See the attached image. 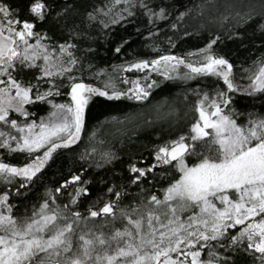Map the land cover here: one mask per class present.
<instances>
[{
    "label": "snow or ice",
    "instance_id": "obj_1",
    "mask_svg": "<svg viewBox=\"0 0 264 264\" xmlns=\"http://www.w3.org/2000/svg\"><path fill=\"white\" fill-rule=\"evenodd\" d=\"M25 3L35 19H21ZM120 3L113 0L98 10L109 16L107 22L97 11H86L89 23L100 19L107 29L118 20L126 22L136 7L153 25L172 14L163 2L150 7L149 0H123L126 7L112 18ZM208 6L205 0L195 7L202 12ZM223 8L214 19L235 22L228 25L229 40L244 47L248 27L254 25L253 32L261 34L264 47V0H225ZM191 11V7L178 10L171 29H178ZM78 15L75 0L59 5L55 0H19L15 8L0 0V147L28 154L21 164L5 162L0 156V180L9 188L14 180L20 187L29 184L50 162L55 163L57 149L81 139L94 96L145 101L160 83L151 78V72H160L165 79L185 80L212 75L222 79L224 88L201 95L197 101L199 118L190 131L154 146L151 163L140 166L132 158L127 165L131 174L127 184L135 192L129 193L120 183L106 184L104 177H99L106 198L98 196L81 209L82 197L92 191V181L84 179V164L92 161L95 167L103 168L117 159L113 150L97 154L95 148L80 153L78 170L55 189H46L47 198L38 207L33 204L31 210L14 213L10 191L0 192V264H243L238 256L257 252L259 264H264V112L254 105L241 111L235 103L238 95L264 97V56L244 69L248 83L240 84L234 78L232 61L214 51L221 39L217 34L186 55L167 51L117 66L124 71L145 72L143 77L130 80L122 71L123 80L132 84L126 91L118 90L111 78L98 86L71 75L80 63L74 40L87 38V33L79 30ZM48 20L55 31L66 32L68 39L57 41L46 29L36 31L37 22ZM146 34L154 35L151 31ZM130 39L120 40L113 50L120 53ZM168 42L173 43L170 37ZM181 66L187 71L181 72ZM33 71V76L25 79V73ZM57 77L67 79L70 101L51 99L64 86L57 84ZM45 81L46 86H42ZM44 101L51 106L50 111L38 121L32 119L35 114L29 108ZM17 114L26 119L16 118ZM90 135L94 136L95 130ZM157 165L171 172L156 173ZM157 176L166 177L168 182L161 186ZM69 188L67 202L57 203L54 193ZM238 225L239 231L232 234ZM205 248L210 250L207 259L202 258Z\"/></svg>",
    "mask_w": 264,
    "mask_h": 264
},
{
    "label": "trees",
    "instance_id": "obj_2",
    "mask_svg": "<svg viewBox=\"0 0 264 264\" xmlns=\"http://www.w3.org/2000/svg\"><path fill=\"white\" fill-rule=\"evenodd\" d=\"M6 2L15 8L19 0H6ZM45 2H51V0H45ZM63 2L64 0H55L58 5ZM161 2L169 7L172 14L164 20L156 21L154 25L149 24L142 9L136 7L133 9L134 15L126 16V22L118 20L114 24H109V27L105 29L100 23V19L107 22L109 16L98 10L107 8L113 3V0H75V6L79 13L77 16L79 30L86 32L87 38L74 40V43L78 44L75 54L80 57V63L76 65V71L71 75L82 78L86 83L98 86H103L111 78L118 90L126 91L132 87L131 78L143 77L145 72L136 69L124 71L118 69L117 66L137 57L152 58L167 51L186 55L202 48L211 37L219 34L221 39L214 46V51L226 55L232 61L235 65L234 78L238 83H248L247 78L245 79L248 73L244 69L252 66V62L257 58L264 56V47L261 46L262 37L258 31L253 32L254 25H249L247 38L244 42L245 46L240 47L237 41L227 38L230 35L228 25L235 22L214 19L224 11L225 0H207L209 6L202 12L195 6L204 3L205 0H149V6ZM251 2L255 3L257 0H251ZM213 4L219 5V7H214ZM124 7L126 5L121 0V3L114 7L112 18H115L114 13L116 11ZM189 7L192 8V11L181 21L178 29H171L170 25L175 21L176 12ZM86 11H97L100 19L89 23ZM20 16L21 19H35V16L27 11L26 3ZM156 28L160 29L159 33L156 32ZM43 29H46L57 41L68 39L66 32L53 29L50 20L44 23L37 22L36 31L41 32ZM149 31L154 33L152 37L147 36L146 33ZM184 32H188L189 35L184 36ZM129 36L131 39L128 40L122 51L116 53L113 50L115 45ZM169 37L173 41L172 44L168 42ZM157 45L159 48L156 47ZM101 69L103 71H100ZM182 70H186V68ZM34 71L26 72L25 79L31 78ZM122 71L123 75L130 78L129 82L126 83L123 80ZM149 74L152 79L160 81V83L151 90L145 101H136L128 96L115 99L94 96L87 110V125L82 130L81 139L76 144L57 149L55 163L50 162L46 169L42 170V174L38 173L37 177H34L29 184L20 187L14 180L11 188H9L6 183L0 180V192L10 191L9 201L14 205V213H23L25 208L31 210L33 204L38 207L39 203L47 198L46 189H55L62 179H66L71 172L78 170L82 163L79 156L85 149L95 148L97 154L110 149L116 153L117 159L110 165H104L103 168L95 167L92 161L84 164L86 169L84 179L92 181V191L90 195L82 197L84 203L80 205L81 209L98 196L101 200L106 198L102 195L103 186L98 182L99 177H104L106 184L120 183L129 188V193L135 192L136 189L127 184L131 175L127 165L132 162V158L135 157L140 166L151 163L154 160L152 155L155 151L154 146L174 139L181 132L190 131V125L198 119L197 101L201 95L205 91L211 95L218 88H224L222 79L210 75L180 81L164 79L157 72ZM56 82L64 86L60 88V94L53 95L51 99L57 103L70 101V97L67 95V92L70 91L67 86V79L57 77ZM42 86H46V81ZM262 101H264V97L260 95L255 98L238 95L235 103L241 111L254 105L264 112ZM26 107L28 106L26 105ZM50 108L51 106L46 101L36 102L29 108V111L35 114L32 119H36L46 115ZM122 116H129L130 118L128 120L119 119ZM106 117H117V119H105ZM94 130L95 135H90ZM27 155L23 151H8L0 147V156L5 162L21 164L26 162ZM106 170L107 175L105 174ZM153 171L170 173L171 169L157 165ZM156 179L161 182V186L168 182L166 177L157 176ZM148 180L151 181L152 177L149 176ZM71 190L69 188L67 192L54 193L58 198L57 203H66L68 192ZM125 202H127L126 199ZM240 227L238 225L232 234L238 232ZM209 251L208 248H205L202 258L207 259ZM225 253L231 255L227 248H225ZM237 258L243 264H259L258 253H255L254 256L240 255Z\"/></svg>",
    "mask_w": 264,
    "mask_h": 264
},
{
    "label": "rangeland",
    "instance_id": "obj_3",
    "mask_svg": "<svg viewBox=\"0 0 264 264\" xmlns=\"http://www.w3.org/2000/svg\"><path fill=\"white\" fill-rule=\"evenodd\" d=\"M193 59H195V57H193ZM182 69H184L183 66H181L180 71H181V72L187 71V69H186V70H182ZM157 73H159L160 76H161L162 78H164V77L161 75L160 72H157ZM199 76H209V75H198V76H196V77H194V78H198ZM210 76H212V75H210ZM215 77H216V76H215ZM194 78H192V79H194ZM164 79H165V78H164ZM192 79H188V80H192ZM169 80L187 81V80L182 79V78H180V77H174V78H171V79H169ZM47 113H48V112H47ZM47 113H46V114H47ZM44 116H46V115H44ZM40 117H41V116H40ZM40 117L36 118V120L38 121ZM16 118H18V119H20V120H24V119H26L25 117L19 116L18 114H17V117H16ZM198 118H199V114H198ZM14 134H15V133H14Z\"/></svg>",
    "mask_w": 264,
    "mask_h": 264
},
{
    "label": "bare ground",
    "instance_id": "obj_4",
    "mask_svg": "<svg viewBox=\"0 0 264 264\" xmlns=\"http://www.w3.org/2000/svg\"><path fill=\"white\" fill-rule=\"evenodd\" d=\"M247 78V76L245 77V79Z\"/></svg>",
    "mask_w": 264,
    "mask_h": 264
},
{
    "label": "flooded vegetation",
    "instance_id": "obj_5",
    "mask_svg": "<svg viewBox=\"0 0 264 264\" xmlns=\"http://www.w3.org/2000/svg\"><path fill=\"white\" fill-rule=\"evenodd\" d=\"M237 227V226H236ZM258 253V252H257ZM259 254V253H258Z\"/></svg>",
    "mask_w": 264,
    "mask_h": 264
}]
</instances>
